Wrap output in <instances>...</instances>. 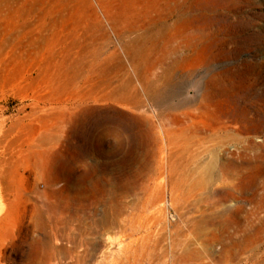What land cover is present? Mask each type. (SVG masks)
<instances>
[{
    "label": "rangeland",
    "instance_id": "rangeland-1",
    "mask_svg": "<svg viewBox=\"0 0 264 264\" xmlns=\"http://www.w3.org/2000/svg\"><path fill=\"white\" fill-rule=\"evenodd\" d=\"M188 154L215 174L175 188ZM252 171L264 0H0V264H218L192 222L252 207L232 186Z\"/></svg>",
    "mask_w": 264,
    "mask_h": 264
},
{
    "label": "bare ground",
    "instance_id": "bare-ground-1",
    "mask_svg": "<svg viewBox=\"0 0 264 264\" xmlns=\"http://www.w3.org/2000/svg\"><path fill=\"white\" fill-rule=\"evenodd\" d=\"M247 129L244 128V132H246ZM129 131H131V130H129ZM111 139H112V137H111ZM249 147L253 149L254 145H244L242 154H243L244 161L250 160V162H251L252 160H256L258 157H255V156H250L249 158L246 157V155H247L246 149ZM189 155L190 154H188V157L186 159L187 162L182 166L183 171H171V174H172L171 184L175 188L179 187L180 185H182L184 183H186L189 188L203 187L202 180L203 179L212 180V178L215 174V171H214L215 166H214L213 160H210L209 162H207L202 167V169L200 170L201 172L199 171V173H197V174L194 171H187V169L189 168L190 161L193 160V158L190 157ZM192 156H194V154ZM194 157H196V155ZM59 161H61V160H59ZM53 170H54V168H53ZM56 172L58 173L56 176H63L67 180V183L70 184L71 188L74 189V191H76L77 193H80L83 190L84 183H85V181H87L86 180L87 174H88V173H86L87 171H85L84 173H82L80 175L77 174L78 171H56ZM91 172H93V171H91ZM115 172L118 173V171H115ZM157 173H159V172L157 171ZM175 173H176V175H175ZM192 173L195 175L191 176V178H190L189 175ZM262 174H263V171H252L249 174H240L239 175L240 181L236 185L235 184L232 185L233 189L239 190V194H241L243 196L247 194L245 199L254 203V205L252 207H250L249 209H246L241 204H236L232 209L224 211L223 212L224 216L220 217V220L218 222H215V220L211 216L205 217L202 221L201 220H199V221L195 220L194 222H192V227L194 229H198L200 227V225H203V224L211 225V226H214L215 228L218 229V231H219L218 233H216L217 231L216 232H209V233L206 232L207 242L214 243L216 241L217 242L221 241L223 244V248L221 249L222 251H221L220 258L218 260V264H264V215H262V216L259 215L260 212H262V211L264 212V176H262ZM173 175H175V176H173ZM117 177H119L118 174H117ZM113 178H115V177H113ZM111 179H112V177H111ZM119 181H120V179H119ZM211 191H212V189H211ZM177 194H175V196ZM189 194H190V192H189ZM229 196H230L229 193L222 191L221 193L215 194L213 197H215L214 198L215 201L221 203V202L226 201L229 198ZM207 199L209 200V198H207ZM218 209H220V208H218ZM192 210H191V212H192ZM197 212H198V210H197ZM241 214L244 216V218L242 217L243 219L242 218L240 219ZM217 229H215V230H217ZM187 244H188V242H187ZM188 246H189V244H188ZM210 247H212V246H210ZM179 258L181 259L180 261H182V263L184 262V264H211V263H203V262L197 263V261L200 258V252L195 248H191L190 246L185 247L183 249L182 254H181V256H179ZM212 260H213V258H212Z\"/></svg>",
    "mask_w": 264,
    "mask_h": 264
}]
</instances>
